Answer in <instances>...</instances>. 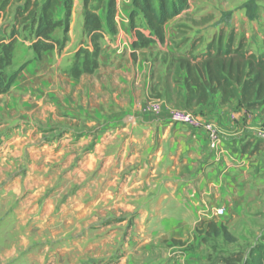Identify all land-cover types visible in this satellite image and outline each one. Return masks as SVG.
<instances>
[{"label": "rangeland", "instance_id": "374dc122", "mask_svg": "<svg viewBox=\"0 0 264 264\" xmlns=\"http://www.w3.org/2000/svg\"><path fill=\"white\" fill-rule=\"evenodd\" d=\"M20 2L6 10L0 38ZM83 2L73 0L68 32L55 30L59 46L39 61L21 32L3 71L10 76L27 62L0 95V264H217L233 252L252 259L250 251L264 246V123L223 129L186 109L176 59L219 42H243L259 55L264 0H189L164 44L137 50L135 60L131 0H116L117 33L105 30L98 69L75 79L77 53L93 50ZM63 13L60 4L55 18ZM150 103L160 114L146 111ZM219 104L242 107L237 99ZM44 108L51 113L38 117ZM175 111L212 125L219 150L170 122ZM245 113L264 122V111ZM208 223L235 242L205 234Z\"/></svg>", "mask_w": 264, "mask_h": 264}, {"label": "trees", "instance_id": "16d2710c", "mask_svg": "<svg viewBox=\"0 0 264 264\" xmlns=\"http://www.w3.org/2000/svg\"><path fill=\"white\" fill-rule=\"evenodd\" d=\"M10 26L8 37L0 38V95L8 92L18 74L26 67L21 65L13 74L6 76L3 71L11 67L13 53L18 38L26 33L32 42L29 46L32 60L39 61L48 51L59 46V41L52 37L57 29L68 32L73 0H19ZM12 0H0V21ZM63 6V18H55L56 9ZM90 0H84L83 32L89 36L93 50H80L73 64L75 79L83 74H92L99 67L101 48L99 41L105 32L115 35L117 27L116 0H98L96 6L88 8ZM189 8V0H131L129 28L134 33L132 57L136 51L146 49L152 44H164L165 25ZM102 11L103 22L97 12ZM144 22L142 28L137 25V18ZM106 30V31H105ZM80 57L82 62H80ZM177 70L185 92L184 107L196 111L207 106L213 96L219 94L222 105L237 99L246 111H264V49L255 56L249 52L243 42L233 47L228 43L222 47L210 43L200 55L180 56L176 59ZM29 63V62H28ZM205 234L213 237L222 236L228 242H235L228 230L215 223H208ZM252 259L244 257L242 252L223 254L217 264H264V246L250 251ZM247 259V260H246Z\"/></svg>", "mask_w": 264, "mask_h": 264}, {"label": "crops", "instance_id": "0c3cea01", "mask_svg": "<svg viewBox=\"0 0 264 264\" xmlns=\"http://www.w3.org/2000/svg\"><path fill=\"white\" fill-rule=\"evenodd\" d=\"M76 1H78V0H76ZM117 1H118V3L123 2V1L126 2V0H117ZM74 4H75V0H74ZM118 9H120V8H118ZM170 23H171V20L165 25V41H166V29H167V27H169L168 25H170ZM152 45H154V44H152ZM219 97H220L219 94L215 95L216 100L214 103H211V104L209 103L207 106L199 107L197 109L198 111L203 113V115L205 114L202 118H205L207 121L212 122V124H215L218 128H220V127L223 129L226 127L229 128L232 125H236L239 128H243L244 123L246 124V127H250V126H253V125L259 124V123L260 124L264 123L263 121L259 120L258 114L249 116V114L245 113V109H243L242 107L239 110H237L238 112L236 113V112H234V110H232L230 108L228 109L226 107L219 106L220 105L219 104L220 103ZM251 112H254V111H251ZM206 115L212 116V119L207 118ZM224 126H226V127H224Z\"/></svg>", "mask_w": 264, "mask_h": 264}, {"label": "built area", "instance_id": "2783aa9c", "mask_svg": "<svg viewBox=\"0 0 264 264\" xmlns=\"http://www.w3.org/2000/svg\"><path fill=\"white\" fill-rule=\"evenodd\" d=\"M161 106L158 103H150L146 107V111L151 115H158L161 112ZM170 122L182 124L192 128L198 135L204 136L208 142L211 149L216 151L222 145L221 139L217 136L214 127L210 124H202L196 117L192 116L190 113L175 111L170 115ZM264 141V136L262 138ZM222 210H217V216L221 215Z\"/></svg>", "mask_w": 264, "mask_h": 264}, {"label": "bare ground", "instance_id": "6f19581e", "mask_svg": "<svg viewBox=\"0 0 264 264\" xmlns=\"http://www.w3.org/2000/svg\"><path fill=\"white\" fill-rule=\"evenodd\" d=\"M51 109H49V108H44L43 110H42V112H41V114L38 116V117H41V116H43V115H45L46 113H51Z\"/></svg>", "mask_w": 264, "mask_h": 264}]
</instances>
